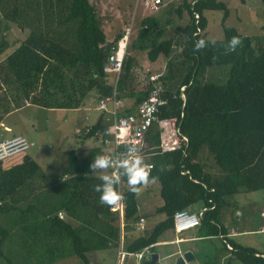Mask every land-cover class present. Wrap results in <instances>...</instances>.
I'll use <instances>...</instances> for the list:
<instances>
[{
	"label": "trees",
	"instance_id": "16d2710c",
	"mask_svg": "<svg viewBox=\"0 0 264 264\" xmlns=\"http://www.w3.org/2000/svg\"><path fill=\"white\" fill-rule=\"evenodd\" d=\"M259 1L264 5V0ZM212 10L223 12V38L215 40V46L193 53L195 40L207 39L204 13ZM173 11L180 20L183 11L188 14L181 39L176 42L160 39L163 29L157 16L150 15L140 20L137 38L131 46L134 50H147L150 62L156 61L160 54L168 59L158 77L166 104L159 108L157 118L168 121L187 142L165 151L160 147V128L153 124L146 132L149 150L144 160L152 165V176H159L163 204L155 211L163 214V219L148 234L125 243L124 250L129 253L145 248L153 251L159 236L172 229L174 213L198 201L214 206L204 212L200 233L223 236L226 229L220 215L228 199L241 191H264V36L244 35L225 25L229 9L220 0H181ZM12 25L24 36L14 41L11 51L4 37L0 41V123L23 100L29 107L43 110L77 109L90 91L97 94L98 100L112 93L114 75H107L103 65L121 34L112 42L106 41L102 18L91 0H0V28L9 29ZM197 27L201 32L194 36ZM149 36L151 44L145 45ZM232 36H239L242 44L225 55L224 45ZM136 68L140 70L135 57L125 54L116 91L118 97L139 104L153 82L148 77L143 84L138 79L137 83ZM13 89H19L23 99L14 97ZM104 125L99 118L82 127V140L67 152V164L57 177L55 172L48 173L55 164L41 166L35 154H29L36 146L35 139L19 135L32 145L19 163L10 166L5 165L8 161L0 163V258L6 264L12 262L2 250L5 245L11 244L20 252L25 249L33 252L48 242L45 244L46 255L50 256L48 263L76 255L88 264L86 253L94 248L90 240L103 236L102 225L109 233L119 232L114 225L117 215L100 203V193L93 190L101 180L90 171L89 165L100 154L99 149H92L83 159L76 155L84 140L99 139ZM205 148L220 170L218 175L210 174L205 164L199 162V154ZM61 179L66 180L68 190L63 197L56 198L59 188L55 184ZM123 196L126 240L133 236L139 209L137 197L130 193L127 182ZM76 204L79 206H73ZM85 211L103 223H70L69 219L75 216L82 219L85 215L81 213ZM61 212L68 220L59 216ZM228 244L231 248L225 246L224 250L233 257L226 264L234 259L241 264H264V254L256 248L232 239ZM216 259L217 256L209 257L208 264H214ZM144 264H151L150 258Z\"/></svg>",
	"mask_w": 264,
	"mask_h": 264
},
{
	"label": "rangeland",
	"instance_id": "374dc122",
	"mask_svg": "<svg viewBox=\"0 0 264 264\" xmlns=\"http://www.w3.org/2000/svg\"><path fill=\"white\" fill-rule=\"evenodd\" d=\"M181 0H179L180 2ZM224 2L229 9V13L227 18L225 19V25L235 27L241 34L244 35H257L264 33V5L259 0H220ZM92 3L95 4L96 11L99 16H105L111 20L109 22H117V24H109L112 27L116 28V31L119 33L123 31L125 28H130V38L126 50V54L133 51L134 48L131 46L137 38L139 22L138 16L141 15L139 13L142 9V5L139 3L138 0H91ZM177 0H163L162 4V18L165 20H175L176 22L180 20L173 19L171 17L175 16L174 12L170 13L174 7L176 8ZM137 3V4H136ZM149 13L148 11H146ZM139 14V15H138ZM173 15V16H172ZM207 19V38H215L220 37L223 38L222 32V17L223 12L218 10L212 11H205L204 13ZM142 17V16H140ZM114 19V21L112 20ZM188 20V14L186 11H183L182 15V22L186 23ZM123 22V23H122ZM180 23L181 27L184 25ZM122 23V24H121ZM107 24V23H105ZM104 24V25H105ZM118 26V27H116ZM15 28V27H14ZM16 32H18L16 30ZM19 33V32H18ZM137 60H136V72L137 78L136 82L140 80V83H144L145 80L151 76L152 74H160L164 71L165 62L163 57H160L159 60L155 62H150L147 57L144 55L142 60H140L144 67H141V62H138V52H136ZM146 68V70H145ZM138 79V80H137ZM145 79V80H144ZM14 97L19 96L18 99L21 98V93L19 89H13L11 91ZM84 103L81 105V109L79 108L78 111L72 112L67 110V112L62 111H51L50 109H38L36 107H26L24 110L18 113L16 116H22L23 120L26 119L28 125L27 129L28 132H31L33 136L36 135V139L34 142L36 146L29 150V154H35V160L40 163L41 166L45 164L54 165L57 169L58 167H63L66 161V154L70 148H74L73 144H78L77 142L83 135L82 127L84 124H93L95 122L96 116L98 115L97 111H85V106H88V103H91L90 108H94L97 102V94L93 91H90L86 97L84 98ZM21 103V101H20ZM77 110V109H76ZM84 115L88 116V120H84ZM80 127V128H79ZM80 129L77 133L76 130ZM14 136V135H13ZM95 142L92 139H86V147H90ZM62 158V161L59 160ZM7 163V162H6ZM5 163V165H6ZM212 163V161H211ZM213 164V163H212ZM212 166V169L215 170ZM218 172V170L214 171ZM126 188V187H125ZM145 188L142 191V194L137 197V201L140 203L146 196L147 199L145 200L150 203L154 201H161L159 196V188L153 189L151 192L146 191ZM58 194L56 193L55 197ZM230 200V199H228ZM233 203L234 208L237 206L236 209L232 208L233 214L231 217H226L227 213L229 214L231 207L230 205L225 206L220 215V220L222 224L226 227L229 226L230 229L235 231H251L253 228H258L257 232L246 233L243 236L235 237L234 240L241 243L242 245L255 247L258 250L264 252V232H259L260 227L263 226V221L259 217V211L264 208V191H251L245 193H239L233 195ZM232 203V201H229ZM146 211V210H145ZM143 211V212H145ZM233 217V219H231ZM152 220L150 223V227L155 225V222L162 219V215L156 216L154 219V215L152 216ZM65 220H68L67 218ZM70 223L73 221L69 220ZM225 221L227 223H225ZM3 222V221H1ZM116 223V222H115ZM100 224V223H99ZM78 225V224H77ZM92 228V227H91ZM112 229L114 227L112 226ZM229 229V230H230ZM131 235L137 236L139 233L135 229ZM100 233L103 235L101 238H96L90 240L93 247L90 251L86 253L89 263L88 264H118L117 262V251L118 249L123 250L122 246L119 244V233H109L105 229V226L102 225L100 229ZM216 240V249L218 252H223V244H221V240L219 238H215ZM32 240V237L30 238ZM218 242V243H217ZM45 243V244H49ZM45 244L39 249H33V252H28L26 249L24 252H20L18 248H14V246L5 245L3 247V252L9 256L12 264H39L42 262H46V264H85L80 258L76 255H67L65 258L56 259L55 261H48L50 260V256L46 255V248ZM206 246V250H209L207 247V243H204ZM45 249V252H44ZM21 250V249H20ZM157 250H161L157 248ZM124 251V250H123ZM23 254L18 255V253ZM29 255L28 259L25 257ZM52 254V252H50ZM54 256L58 254L53 252ZM128 261L127 264H138L137 257L133 255H129L127 257ZM42 262H39V261ZM198 258L192 261L193 264H199L197 261ZM217 260V259H216ZM228 259H225L222 264H226ZM170 260L167 261H160L161 264H168ZM219 262V258H218ZM124 262H120L119 264H123ZM159 263V264H160ZM172 262L171 264H173ZM0 264H6L3 258H0ZM231 264H241L237 260H231Z\"/></svg>",
	"mask_w": 264,
	"mask_h": 264
},
{
	"label": "crops",
	"instance_id": "0c3cea01",
	"mask_svg": "<svg viewBox=\"0 0 264 264\" xmlns=\"http://www.w3.org/2000/svg\"><path fill=\"white\" fill-rule=\"evenodd\" d=\"M187 1L190 2L192 0H187ZM139 3L141 5H143L141 0H138V4L137 3L136 4L139 5ZM180 3H181V1L179 2V0H177V2H176L177 6L176 7H178V5ZM162 4H163V0H162L161 5L159 6V8L157 10H155V11L154 10H150L148 8L146 9L145 7L143 8V6H142V9L140 10L141 13H139L141 15L138 14L139 15L138 16V20H141L145 16H150V15L151 16H154V15L157 16V18L159 20V25L163 29V33H162L160 39H171L174 42H176L178 39L182 38L181 37L182 36L181 35L182 34L181 30L184 28V26H185V24L187 22L186 23H184V21L182 22V19L178 20L179 17L175 13H174V15H176V18L173 15H172L173 17H171V18L178 20L177 22L175 20H172V19H170V20L166 19L165 20V18H162V11H161ZM146 11H148L149 13H147ZM173 12L174 11L172 9L170 11V13H173ZM101 15H100V17L102 18V28H103V31H104V34H105L106 41L107 42H112L115 39V37L118 36L119 32L116 31L115 27H112L111 25H109V24L113 23V22H109L108 21V20H111V19H109V18H107L105 16H101ZM140 16H142V17H140ZM112 20L114 21V19H112ZM181 22L184 24L182 27L180 25ZM105 23H107V24H105ZM113 24L116 25L117 22L115 21ZM14 27L15 26L12 25V26H10L9 29L0 28V41H2L3 37L6 39L8 45L10 44V47L8 48L9 51L12 50V48H13L12 46L13 45L15 46L16 43H14V41L17 38H22L24 36V33L21 30H19L17 27H15V28ZM116 27H118V26H116ZM16 30L19 33L16 32ZM120 34H122V33L120 32ZM257 35L264 36V33L257 34ZM207 39H209V38H207ZM212 39L221 40L222 38L215 37V38H212ZM151 40H152V38L149 36L147 38V40L144 41V43H146L145 45H150L151 44ZM178 47L180 48V46H178ZM178 47H177V50H178ZM126 50H127V48H126ZM126 50H125V54H126ZM136 52H138V62H141L140 61V60H142L141 57H143L144 55L147 57V54H146L147 50H133V51L129 52L128 54H130L131 56L135 57V60H137ZM160 57H163L164 60H168L162 54H160L157 57L156 60H159ZM145 60H148V59H145ZM140 65H141V67H144V64L142 62H141ZM145 70H146V68H145ZM160 74H154V75H160ZM120 98H121V100L123 102V109L122 110L124 112H133L135 110L136 106L138 105V104H134V102L131 99H127V98H124L122 96ZM97 102H98V99H97ZM97 102H96V105H95L94 108H90L91 103H88L87 107H86V105L83 106V107H85L84 108L85 111H92V110L97 111L98 115L96 116L95 122L99 118H101L103 123H104L105 122V120H104L105 115L97 108ZM20 104H21L20 106L14 107L11 111H9L8 114H6L2 118L1 123H0V140H2L4 138H9L10 136H13V135H23V136H25L27 138H31L33 140L36 139V135L33 136L31 134V132H28V129H27L28 123H27V121L24 122L25 119L23 120L22 116H16V117L14 116V115H18L19 112L24 110L26 107L30 106V105H27L26 102H24V100ZM79 108H77V110L76 109H50V110L51 111H62V112H67V110H70L72 112H76V111L79 110ZM84 120H88V116L87 115H84ZM154 124L157 125L160 128V130H161L160 147H161L162 150L172 151V150H175V149L179 148V146L183 144L184 141L182 140V135L181 136L178 135V130L177 129L173 130V127L169 124L168 121H161V122H158V123L156 122ZM90 125H92V124H84L81 127L90 126ZM79 130L80 129H77L76 132L78 133ZM80 140H82V139L80 138L79 141ZM92 140L95 143L93 145H91L90 147H86L87 146L86 145V140H84L82 145L80 146V148L76 149V155L78 156V158H80V159L81 158L82 159L85 158L86 156L90 155L91 150L95 149V148L99 149L100 154H103L105 152L106 149L104 147L100 148V146H99V144H100L99 139L93 137ZM173 141H178V143L175 145V144H173ZM186 142H187V138H186V141L184 143H186ZM145 143H146V139H145ZM74 145L75 144H73V146ZM172 145H173V149L170 147ZM146 150H149L147 143H146ZM146 150H145V152H146ZM145 154L146 155L144 156V159H145V157H147L148 153H145ZM67 155L68 154H66V161H65V164H64V166L62 168L58 167L59 169H57L55 167V168L52 169L53 171L50 170L48 173L52 174L50 172H55V177H57L58 173L63 171L65 166H66V164H67ZM22 156L23 155H20V156H17V157H14V158L10 159L6 165L10 166V165L19 163L21 161V159H22ZM198 159H199L200 163L205 164V170L208 171L210 174L218 175L220 173V170L218 168H215V170L212 169V166H214V167H217V166L215 165V162H214V159L212 158V156L208 154L206 148L203 149L200 152ZM61 161H62V158L59 160V162H61ZM211 161H212L213 164L211 163ZM216 170H218V172H214ZM96 175L100 176V173H96ZM65 179H66V177H65ZM65 179H61L60 181L58 180V182L55 184L59 188V189H57L58 190L57 191L58 195L56 196V198L63 197L64 194L66 193V191L68 190L67 189L68 187H67ZM158 188L160 189L159 182L154 184V185H151V186L147 187L146 191L147 192H151V190L158 189ZM245 192H251V191H241L239 193H245ZM239 193H237V194H239ZM232 198H233V196L229 198L230 200H228V201H232V203L228 202V204H227L228 206L230 205L231 210H230L229 214L227 213L225 219L227 217H231V215L233 214L232 208H234L235 205L233 203ZM146 199H147V197L145 196L144 199L142 200V202H140V203L138 202L139 221L142 219L143 220V226H144L142 231L138 230V233H139L138 235H141V234H145L146 235V234H148L151 231V229L154 226L153 225V226L150 227L151 220L153 219L152 216L154 215V219H155L156 216L160 215L155 210H156L157 207H159V206H161L163 204L162 198H161V201L160 200H159V202L158 201H154L153 203H150V205H148L149 203L145 201ZM73 206L78 207L79 205L76 204V205H73ZM201 207H207V209H206V211H207V210L213 209L214 206H209L208 207V206L204 205L201 201H198L197 203H195L190 208L188 207V208H185V209H196V208H201ZM236 208H237V206L234 209H236ZM75 209L77 211L80 210L79 208H75ZM143 211H145V212H143ZM78 214L79 213H77V215ZM88 214H89V212L85 211V214L81 213V215H85L82 219H79L77 216H75V218H70L69 220L73 221V223L75 225L80 224V223H85V224H89V223L91 224L92 223L91 225L103 223L102 220H100L99 218L95 219L93 217V215H91V214L88 215ZM61 215L64 216V218L66 219V216L64 215L63 212H61ZM161 215H162V219H163V214H161ZM259 217L262 219L263 224H264V208L259 211ZM162 219L158 218L159 221H161ZM231 219H233V217ZM158 222L156 221L155 225ZM225 223H227V222L225 221ZM114 225H117L119 227V232H118L119 233V244L122 246V248L124 250L125 243L130 242L135 236H128L126 238V240H124V238H123V236H124L123 221L119 222V220H118V221H116V223ZM222 225L226 229V234L223 235V236L219 235V236H211V237L203 236L202 233H200V230H201V229H199L200 225H198V226H196L194 228H190L188 230L182 231L180 233H176L175 230L172 227V229H168V230L164 231L159 236L158 242L154 244L153 251H150V254H152V253L157 254L158 259H157L155 264H159L160 261H165L167 263L168 260H170L168 262V264H171L172 262H175L176 258L180 254H182L184 251L190 250L192 252L193 256H194L193 260L198 258L197 261H199V264H208V258L211 257V256L212 257L217 256V260H216V262L214 264H222V262L225 259H229V258L233 257L232 254H230V252L224 250L225 246L228 249L231 248L230 245L228 244V240L229 239L234 240L235 237H240V236L245 235L246 233L257 232L258 231L257 230L258 228H253V230H251V231H235V230L230 229L229 226L226 227L224 224H222ZM135 229H136V227H135ZM259 232H264V227L263 226L260 227ZM215 238H219L221 240V244L224 245V243H225V245L223 246V252H220V251L218 252V250H215L216 249V246H215L216 242H214L216 240ZM234 241H236V240H234ZM205 242L207 243V245H208L207 248L209 250H206V246L204 244ZM237 243H239V242H237ZM239 244H241V243H239ZM160 247H161V250L160 251L157 250V248H160ZM140 252H143V258H141V259L138 258L137 262H138V264H144V261L147 260L149 256L145 258L144 250H142ZM258 252L264 254V252H262L260 250H258ZM128 256L126 255L125 259L123 260V262H124L123 264H127V261H128L127 257ZM218 258H219V262H218ZM190 263H192V262H190Z\"/></svg>",
	"mask_w": 264,
	"mask_h": 264
},
{
	"label": "built area",
	"instance_id": "2783aa9c",
	"mask_svg": "<svg viewBox=\"0 0 264 264\" xmlns=\"http://www.w3.org/2000/svg\"><path fill=\"white\" fill-rule=\"evenodd\" d=\"M145 8L150 10H157L161 4V0H141ZM197 17V15H196ZM198 21L196 20V24ZM199 27L196 29V34L200 33ZM130 36V28L123 29L121 37L117 40L115 47L110 52L107 60L103 65V71L107 74H113V90L108 96L102 97L97 102V108L105 115V125L99 134V142L106 150L104 155H110L116 157L125 152L126 146L129 143L136 144L140 149V155L144 158L146 143L145 134L154 123L161 122L157 118L159 108L166 104V100L162 97L163 87L158 80L159 75L149 76V80L153 82V86L149 90L147 96L136 106L133 112H124L123 102L118 97L116 91V82L121 72L122 61L125 55V50L128 44ZM183 89V87L181 88ZM182 140L185 142L186 138L182 136ZM178 141H173V144H177ZM32 142H29L25 137L14 135L12 137L3 139L0 141V163L9 161L10 159L22 155L30 146ZM173 149V145L170 146ZM111 172V170H109ZM125 180L118 186V191L123 195V184ZM207 207H201L196 209H183L176 211L173 216V229L176 233L194 228L200 225L204 212ZM116 213L119 222L123 221L125 214L124 202L116 208L111 209ZM61 217L62 215L59 214ZM143 220L141 219L136 224L137 230H143ZM145 254L150 252L145 249ZM133 253H127L121 249L117 251V262H123L126 255ZM137 258L143 257V252H137L134 254ZM192 264V263H185Z\"/></svg>",
	"mask_w": 264,
	"mask_h": 264
},
{
	"label": "clouds",
	"instance_id": "9594fccd",
	"mask_svg": "<svg viewBox=\"0 0 264 264\" xmlns=\"http://www.w3.org/2000/svg\"><path fill=\"white\" fill-rule=\"evenodd\" d=\"M196 35L197 34L194 33V36ZM241 44L242 40L239 36H232L226 45H224L223 54L227 55L235 52ZM210 45L215 46L216 41L210 38L196 39L192 51L193 53H200ZM213 59L216 58L214 57ZM89 169L93 174L100 173L101 183L95 185L93 190L97 193H100V203L102 205H107L110 209L119 207L125 200V197L120 191H118V186L124 179H126L130 193L136 197H139L145 188L159 182V176H152L151 174L152 165L145 162L144 158L140 155L139 147L134 143H129L126 146L125 152L116 157L97 154L90 163ZM109 170H111V172H109ZM126 182L122 186L123 190ZM145 249L150 252L148 248ZM134 254L135 253L131 255ZM146 257H148V259L150 258L151 260L150 253L145 254V258Z\"/></svg>",
	"mask_w": 264,
	"mask_h": 264
},
{
	"label": "water",
	"instance_id": "95a60500",
	"mask_svg": "<svg viewBox=\"0 0 264 264\" xmlns=\"http://www.w3.org/2000/svg\"><path fill=\"white\" fill-rule=\"evenodd\" d=\"M157 259H158L157 254L152 253V254H151V264H155L156 261H157ZM193 259H194V256H193L192 252H191L190 250H187V251H184L182 254H180V255L176 258L174 264H185V263H190V262L193 261Z\"/></svg>",
	"mask_w": 264,
	"mask_h": 264
}]
</instances>
